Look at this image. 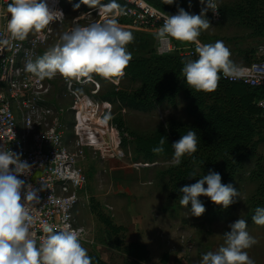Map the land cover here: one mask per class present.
Masks as SVG:
<instances>
[{
    "label": "rangeland",
    "instance_id": "rangeland-1",
    "mask_svg": "<svg viewBox=\"0 0 264 264\" xmlns=\"http://www.w3.org/2000/svg\"><path fill=\"white\" fill-rule=\"evenodd\" d=\"M99 1L101 0H96L95 5ZM249 2L250 0H216L219 17L215 19L212 10L207 11L206 17L212 26L202 31L198 37L202 44L223 41L231 52L230 59L237 67H245L256 61L259 48L264 46V28L259 27L260 21L251 26L248 24ZM77 3H80L78 9L73 7ZM62 5L66 9V17L63 22L53 24L47 42L39 49L38 57L58 44L64 32L108 19L101 18L97 13L90 14L92 9L88 10L89 5L81 3V0H62ZM259 6L260 12L255 13L258 17L264 13V0H261ZM202 7L204 5L199 0H188V12L199 14ZM34 33L36 31L30 32L28 36H33ZM151 40L156 42L158 48V39L151 37ZM136 49L139 53L144 51ZM124 76L125 74L118 81L117 78L106 79L95 73L91 74V79L65 78L57 73L54 78L48 79V104L56 111L65 127V141L73 153H77L74 108L79 102L78 97L86 98V103L91 102L96 109L89 123L92 132L98 135L99 143L93 139V144L98 145L85 146L83 156L79 154L77 157L78 164L88 179L87 191L80 193L75 211L79 226L87 233L82 246L87 249L88 254H104L106 259L103 261L107 264H128L122 252L112 248L110 233L101 222L100 215L110 217L116 225L125 226L126 229L119 235L125 241L128 240L127 231L134 226L131 224L135 219L139 220L137 222L141 226L161 222V227L166 232L168 248L177 254L180 252V258L177 257L180 264L184 263L181 262L183 259L186 260L185 264H200L203 254L217 251L225 245L223 234L231 230V223L242 218L247 222L250 235L257 240L246 251L255 264H264V225L249 220L251 200L258 188V182L250 175L255 168L256 159L247 160L237 175L235 188L239 190V197L228 206V212L223 217L210 222L207 203H203L206 211L202 215L192 216L191 203L186 208L180 205V200L174 201L170 197L168 171L176 166L173 157H163L154 162L145 160L137 152L130 137L122 139L117 126V120L121 119L131 131L150 135L172 122L190 123L192 118L187 112V101L179 97L173 103H163L152 111L130 108L110 95L113 89L136 91L139 88V82ZM102 122L108 126L103 135L97 134L95 130L100 129ZM259 152L264 153V144L260 145ZM92 237H95V244L87 241ZM148 264L161 263L152 261Z\"/></svg>",
    "mask_w": 264,
    "mask_h": 264
},
{
    "label": "clouds",
    "instance_id": "clouds-1",
    "mask_svg": "<svg viewBox=\"0 0 264 264\" xmlns=\"http://www.w3.org/2000/svg\"><path fill=\"white\" fill-rule=\"evenodd\" d=\"M199 14L185 11L178 6L174 15H165L163 25L155 33L159 40H176L196 43L197 59L182 61V75L186 83L197 91H213L217 88L221 73L229 78H239L243 71L230 59L231 52L223 41L200 44L201 32L210 28L211 23L206 13L212 10L217 15L216 0H199ZM81 3L94 5L96 0H81ZM172 5L176 0H163ZM78 9L80 3L73 6ZM115 7V5H113ZM191 7V3H189ZM10 14L7 31L13 38L23 40L30 32H40L51 22L62 21V10H51L47 0H11L7 5ZM134 40L131 31L121 28L114 18L101 23L78 26L60 36V42L51 47L35 61L29 60L25 71L37 75L40 79H52L57 73L65 78L91 79L95 73L106 79L119 78L132 59L127 45ZM7 39L0 44L7 45ZM166 137H161L159 144L153 147V153L164 152ZM199 137L194 130L187 131L171 144L174 149L173 163L179 165L185 155L192 156L197 151ZM11 166H14L10 168ZM30 165L10 150L0 148V264H93V258L82 246L83 230H56L46 226V237L39 245L31 231L33 217L29 211L30 202L38 203L37 193L30 187L24 192L21 202V189L25 181L18 178L26 174ZM197 176L195 172L189 177ZM205 184L207 187H205ZM182 193L180 205L188 208L191 202V215L199 217L206 209L199 197H209L217 205L227 208L239 197L231 183H222L219 172L209 170L207 175L191 185L179 189ZM254 223L264 225V208L257 207L252 216ZM225 232V245L217 251H208L202 255L200 264H255L247 249L257 243L247 230L245 219L239 218L229 225Z\"/></svg>",
    "mask_w": 264,
    "mask_h": 264
},
{
    "label": "trees",
    "instance_id": "trees-1",
    "mask_svg": "<svg viewBox=\"0 0 264 264\" xmlns=\"http://www.w3.org/2000/svg\"><path fill=\"white\" fill-rule=\"evenodd\" d=\"M102 1V0H101ZM98 5H89L88 10L96 6L115 4L122 10L128 5L122 0H103ZM155 7L170 15L176 14L178 6L188 11V0H176L172 5L164 4L163 0H146ZM261 0H250L247 15L248 24L260 21L259 27L264 28V13L258 9ZM134 40L127 45L132 53V59L124 70L125 78L140 83L136 91L128 89H113L110 95L125 106L136 110L152 111L163 103H173L179 97L187 101V112L192 118L190 123L172 122L158 128L150 135H140L126 127L123 120H117L122 139L128 137L135 143L136 150L142 157L154 162L163 157H173L174 149L171 144L194 130L200 138L197 151L185 155L181 163L168 171L170 179V197L180 200L182 193L179 189L191 185L209 170L219 172L222 183L236 185V177L243 169L245 162L255 158L256 165L251 172L252 179L258 182V188L251 200V214H256L257 207L264 208V153L259 147L264 144V88L251 87L243 83H227L218 81L213 91H197L191 88L182 75V61L186 58L178 53L159 54L154 34H133ZM154 41V44L152 43ZM144 49L143 53L137 49ZM161 137H166L164 152L153 153V147L159 144ZM195 172L197 176L189 177ZM205 187L207 185L205 184ZM202 203L208 204V218L215 222L228 212V207L217 205L209 197L201 195ZM191 203V202H189ZM101 222L110 233L114 249L123 252L129 259L128 264H143L150 257V251L140 242H127L119 237L126 228L113 223L110 217L100 215ZM93 264H107L99 255L89 254ZM167 263V254L163 257Z\"/></svg>",
    "mask_w": 264,
    "mask_h": 264
},
{
    "label": "built area",
    "instance_id": "built-area-1",
    "mask_svg": "<svg viewBox=\"0 0 264 264\" xmlns=\"http://www.w3.org/2000/svg\"><path fill=\"white\" fill-rule=\"evenodd\" d=\"M122 1L128 5L125 10L119 5L107 4L96 6L90 14L97 13L101 18H114L121 28L133 34L154 35L164 23L162 17L168 14L146 0ZM10 2L11 0H0V40L9 41L7 45L0 44V148L18 154L22 161L31 166L28 173L19 174L18 178L25 181L21 189L22 203L24 192L29 187L37 193L39 202L29 204V211L33 217L31 231L37 245L41 238L47 235L44 231L46 226H54L56 230L82 229V240H85L87 233L79 226L75 211L80 193L87 191L88 179L79 166L77 157L79 154L83 156L85 146L98 145L93 144V139L99 143L98 135L92 132L89 123L92 116L90 110L94 108L88 107L86 98L78 97L79 102L74 108L77 121L75 125L78 137L75 144L77 153H73L65 141V127L61 124L56 111L48 104L50 92L48 78L40 79L37 75L25 71L26 63L37 59L39 49L47 42L53 24L64 21L66 9L62 5V0H47L51 10L63 11L64 19L51 22L40 32L34 33L33 36L27 35L20 40L13 38L7 31L10 15L7 13V5ZM213 15L215 19L219 17V14L214 12ZM121 19L127 21L121 22ZM158 41L159 54L178 53L186 60L198 58L195 42L170 37ZM258 54L256 61L248 66L239 67L243 71L239 78H229L221 73V80L264 88V46L259 48ZM117 79L120 81L121 77ZM107 129V124H100V129L95 130L97 134L103 135ZM12 167L14 166L10 165V168ZM87 241L95 244V237Z\"/></svg>",
    "mask_w": 264,
    "mask_h": 264
},
{
    "label": "crops",
    "instance_id": "crops-1",
    "mask_svg": "<svg viewBox=\"0 0 264 264\" xmlns=\"http://www.w3.org/2000/svg\"><path fill=\"white\" fill-rule=\"evenodd\" d=\"M137 221L139 220L135 219V222L131 224V226L132 225L134 226L130 227L129 231H127L128 240L126 241L140 242L148 247L150 251V257L146 263L148 264L152 261L153 262L155 261V262H160L161 264H180V261L177 260V257L180 258V252L177 254L176 252H173L168 248L167 240H166L167 239L166 232L161 227L162 223L158 222V224H149V225L141 226V224H139V222ZM122 254L124 255V258H126L127 263H129V259L127 258V256L123 252ZM164 254H167V263H164L162 260ZM99 256L102 260L106 259V256H104V254L103 256L101 255ZM183 260L181 262H184L182 264H185L186 260L184 261Z\"/></svg>",
    "mask_w": 264,
    "mask_h": 264
},
{
    "label": "bare ground",
    "instance_id": "bare-ground-1",
    "mask_svg": "<svg viewBox=\"0 0 264 264\" xmlns=\"http://www.w3.org/2000/svg\"><path fill=\"white\" fill-rule=\"evenodd\" d=\"M87 105H88V107H94V105L91 102H88ZM95 111H96V109L90 110L91 113H93ZM102 123L105 124L104 122H102Z\"/></svg>",
    "mask_w": 264,
    "mask_h": 264
}]
</instances>
